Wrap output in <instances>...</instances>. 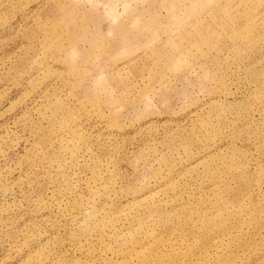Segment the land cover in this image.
I'll list each match as a JSON object with an SVG mask.
<instances>
[{"label": "rangeland", "instance_id": "rangeland-1", "mask_svg": "<svg viewBox=\"0 0 264 264\" xmlns=\"http://www.w3.org/2000/svg\"><path fill=\"white\" fill-rule=\"evenodd\" d=\"M0 264H264V0H0Z\"/></svg>", "mask_w": 264, "mask_h": 264}]
</instances>
